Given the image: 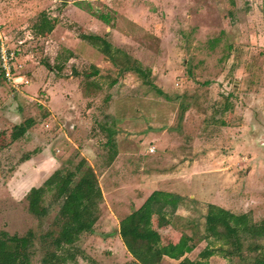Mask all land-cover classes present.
Masks as SVG:
<instances>
[{"label": "rangeland", "instance_id": "1", "mask_svg": "<svg viewBox=\"0 0 264 264\" xmlns=\"http://www.w3.org/2000/svg\"><path fill=\"white\" fill-rule=\"evenodd\" d=\"M85 2L97 15L125 6V0L117 1L118 11L106 1ZM157 12L163 19L154 32L132 30L119 41L151 69L164 95L107 56L101 74L88 79L94 64L68 62L66 50H46L27 28L0 33L21 42L31 77L21 91L0 78V231H34L32 264H41L43 236L60 229L62 200L53 202L48 192V211L39 216L27 195L55 170H73L83 159L95 169L103 198L93 231L64 251L76 256L64 264H136L118 233L120 220L155 189L185 197L169 217L155 214L151 229L164 245L191 237V259L212 240L205 229L209 203L264 224V0H163ZM35 65L42 71L32 77ZM95 82L99 90L91 96ZM28 118L35 124L14 140V127ZM237 253L210 262L252 264L258 254Z\"/></svg>", "mask_w": 264, "mask_h": 264}, {"label": "trees", "instance_id": "2", "mask_svg": "<svg viewBox=\"0 0 264 264\" xmlns=\"http://www.w3.org/2000/svg\"><path fill=\"white\" fill-rule=\"evenodd\" d=\"M108 21L107 15H99ZM83 39L89 41L102 51L114 64L122 67L123 71H131L140 75L144 82L154 87L160 95L165 91L155 85L149 76L151 69L143 67L137 59L129 57L121 48L115 47L104 36L83 34ZM127 58H126V57ZM96 67L85 77L91 79L99 74ZM2 76L0 75V78ZM116 83L113 79L109 84ZM98 85V84H97ZM35 124L28 118L25 122L14 127L13 138L19 140ZM112 144L115 145L114 141ZM28 155L26 159H30ZM96 171L87 165L86 159L80 161L75 169L55 170L41 186H33L28 195L29 210L39 216L45 215L48 205L45 196L53 191V202L61 201V207L55 219L60 229L49 231L43 236L44 256L41 264H64L74 260L73 253H64L80 239L81 235L93 231V221L99 210L103 192ZM185 197L177 192L155 189L137 209L120 220L119 235L123 244L131 254L136 264H161L164 258L178 260V264H214L210 262L213 255L231 257L246 248L257 252L252 264H264V245L258 239L264 238V224H252L247 218L236 215L230 210L213 203L207 205L205 213V229L212 238L209 247L199 254L198 259L187 256L194 249L189 236H183L177 243L162 244L160 235L151 229L152 218L155 214L169 217L183 203ZM150 224V225H149ZM35 233L29 230L26 234H11L6 230L0 231V264H32L35 253ZM219 242V246H214ZM240 256V255H239Z\"/></svg>", "mask_w": 264, "mask_h": 264}, {"label": "crops", "instance_id": "3", "mask_svg": "<svg viewBox=\"0 0 264 264\" xmlns=\"http://www.w3.org/2000/svg\"><path fill=\"white\" fill-rule=\"evenodd\" d=\"M100 1H106L109 6L118 11V7L115 5L119 0ZM162 1L163 0H125V6L119 9V14L112 12L111 9H109L110 13L106 12L102 14L109 17L107 23L99 16L101 14L97 15L93 9L91 10L90 5L86 4L85 0H0V33L5 34V31H14L16 34L20 32L19 30L27 28L26 32H28L29 35L33 34L43 39L46 50H66L70 56L68 62H76L78 66L89 62L99 69L101 66H105V63L108 61L110 63L112 62L110 60L105 62L103 56L106 57V55L101 53L98 48L89 41L83 39L82 35L93 33L104 36L105 38L107 37V40L115 47L126 50L127 48L120 45L123 44L119 41L122 35L131 34L132 30L146 33L154 32L156 26L154 22H156V20L158 21V19L159 21L163 19L157 12ZM84 5H87L88 9H86ZM110 14L112 15L110 16ZM110 36H112V39H110ZM117 38H119L118 42ZM20 40H23L24 43V38ZM17 42L18 41H16V43ZM16 43L10 44L21 49V42ZM127 52L139 58L129 50ZM24 53H26V51L22 48L19 60L29 80L28 83L15 88L0 74L2 76L1 79L16 91H21L31 83V77L28 74V70L30 72V69L26 63L29 57ZM34 67L32 77H37V72L42 71V69L39 65H35ZM99 74H101V71ZM72 77L73 76H71V78ZM96 83L97 82L91 83L93 87H97V89H93L94 91H89L91 96L96 95L95 93L99 90V83L98 85ZM84 93L85 92L81 94V98ZM83 102H85V100H83ZM82 122L84 123L87 121L83 119ZM154 151L155 147L153 146L150 148V152Z\"/></svg>", "mask_w": 264, "mask_h": 264}, {"label": "built area", "instance_id": "4", "mask_svg": "<svg viewBox=\"0 0 264 264\" xmlns=\"http://www.w3.org/2000/svg\"><path fill=\"white\" fill-rule=\"evenodd\" d=\"M20 52L19 47L10 46V42L0 36V74L15 88L29 82L19 60Z\"/></svg>", "mask_w": 264, "mask_h": 264}]
</instances>
